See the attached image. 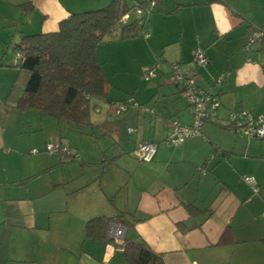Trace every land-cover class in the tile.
Here are the masks:
<instances>
[{
  "label": "crops",
  "instance_id": "obj_1",
  "mask_svg": "<svg viewBox=\"0 0 264 264\" xmlns=\"http://www.w3.org/2000/svg\"><path fill=\"white\" fill-rule=\"evenodd\" d=\"M111 1L0 0V25L13 27L14 45L20 33L55 31L69 13ZM124 1L130 9L148 2ZM135 14L128 20H140L137 35L115 36L95 49L107 79L95 111L105 137L116 144L109 134L124 140L118 155L129 151L136 158L137 145L152 141L157 151L150 167L173 166L174 172L169 180L152 175L138 187L134 206L122 208L106 186L73 171L79 155L62 136L68 123L8 102L0 121V264H125L121 244L107 235L108 225L119 222L108 223L105 239L85 236L87 220L120 212L133 221L125 237L144 240L164 264H264V140L242 136L227 124L233 109L264 116V36L244 49L254 28L264 26V0H155L151 11ZM6 39L0 33V52ZM196 49L208 58L202 66L192 63ZM175 61L201 89L217 95L220 105L201 135L167 145L170 119L192 120L167 76ZM152 65L157 75L146 80L144 69ZM4 97L0 93V101ZM130 97L140 107L129 104L119 116L110 113V104ZM153 103L155 115L143 106ZM56 140L69 152L44 149ZM33 148L38 151L31 153ZM242 175L256 179L257 192Z\"/></svg>",
  "mask_w": 264,
  "mask_h": 264
},
{
  "label": "trees",
  "instance_id": "obj_2",
  "mask_svg": "<svg viewBox=\"0 0 264 264\" xmlns=\"http://www.w3.org/2000/svg\"><path fill=\"white\" fill-rule=\"evenodd\" d=\"M146 2L136 4L144 6ZM129 9L130 6L124 0H112L97 9L69 13L59 22L55 31L20 33L13 45L16 50L14 66L28 76L20 96L12 98L11 89L0 101V121L5 120L8 110L3 105L13 101V106L21 111L32 109L68 124L92 125L89 117L90 100L104 98L107 87V79L96 60L95 49L115 36L127 38L138 34L139 19L121 22ZM117 27L120 28L119 34L111 36L110 33ZM227 124L236 129L232 123ZM111 220L123 224L127 230L133 229L129 215L120 212L111 218L97 216L87 220L85 236L105 239V230ZM121 247L125 264H164L162 255L154 252L141 238L125 237Z\"/></svg>",
  "mask_w": 264,
  "mask_h": 264
},
{
  "label": "rangeland",
  "instance_id": "obj_3",
  "mask_svg": "<svg viewBox=\"0 0 264 264\" xmlns=\"http://www.w3.org/2000/svg\"><path fill=\"white\" fill-rule=\"evenodd\" d=\"M133 8L126 13L125 18H127V20L130 19L131 16L134 17L136 15ZM119 30V27L115 28L110 35L114 37L116 34H119ZM0 33L5 34L7 38L0 52V93L3 94L4 97L5 94L12 89L11 96L12 98H16L22 94L28 74L20 70L17 66H14L16 61V50L13 47V42L9 41L11 39V33H13V27H2L0 25ZM192 63L195 64L194 61H192ZM150 68L156 67L152 65ZM182 68L186 72L183 66ZM186 74L188 73L186 72ZM167 76L169 82L172 83L170 80V73H168ZM98 101H101L100 98L95 97L92 98L89 103V114L93 125L78 126L69 124V133L64 130L62 136L69 142L70 150H76L79 155V159L74 161L77 168L74 167L73 171L75 173H80L82 178H92L96 183H101L102 186H106L107 192H111V199H114L122 208L131 209L134 206L138 192L137 189L141 184H145L152 175H156L163 180H169L174 172V168L173 166L167 168L162 164H159L156 168H151V163L137 160L129 151H125L122 155H118L119 151L117 146L120 145L122 149L125 148L124 140H117L116 134H114V136L112 133L109 134L111 138L113 137L116 140V144L110 138L105 137L104 132L106 128L104 127V123L99 120L101 115L95 111V104L98 103ZM115 102L118 101L116 100ZM154 104L156 105L157 103H153V110L157 107H154ZM143 106L150 107V105ZM9 109L11 110L10 107ZM32 113L38 112L33 110ZM110 113H113V106L111 104ZM155 114L156 113L153 115ZM45 117L49 118L50 116L45 115ZM49 119H51V121H56L53 118ZM163 143L167 144L165 141ZM79 168L81 170H79ZM130 231L131 230H128V233Z\"/></svg>",
  "mask_w": 264,
  "mask_h": 264
},
{
  "label": "built area",
  "instance_id": "obj_4",
  "mask_svg": "<svg viewBox=\"0 0 264 264\" xmlns=\"http://www.w3.org/2000/svg\"><path fill=\"white\" fill-rule=\"evenodd\" d=\"M155 5V0H148L146 5L139 6L135 4V12L143 15L151 11ZM140 23V20L138 21ZM264 36V27H258L254 30L245 45L244 49L247 51L251 43ZM19 56V54H17ZM193 61L197 66L207 63L208 58L201 49H196L193 53ZM157 75V67L144 69V78L146 80ZM170 78L174 85L177 86L180 96L185 100L191 109L192 120L188 124L181 123L177 120L171 119L166 130L164 141L168 145H179L186 139L201 135V128L207 119L215 117L216 110L220 102L215 94H210L201 89L191 76H188L179 62L171 63ZM223 75L217 77V81H221ZM140 107L132 97L126 99L125 102H113V113L119 115L124 112L128 105ZM150 114H154L152 108L145 109ZM227 122L236 126V130L245 137H255L264 140V116L253 115L250 111L242 108L237 111H230L227 116ZM129 132L133 131L131 127L127 129ZM44 149L52 153H68L69 148L60 141L48 142L44 145ZM38 150L33 148L31 153H36ZM157 145L152 141H141L134 153L139 161L150 162L155 157ZM243 180L250 185L253 191H257L256 180L253 176L245 175ZM126 228L121 223H110L107 229L108 237L112 238L117 243L122 244L125 238ZM195 264V263H194Z\"/></svg>",
  "mask_w": 264,
  "mask_h": 264
}]
</instances>
